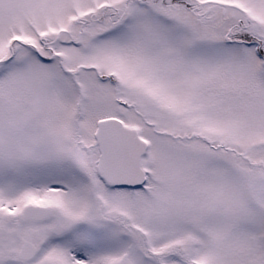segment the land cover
<instances>
[{
  "label": "snow or ice",
  "instance_id": "1",
  "mask_svg": "<svg viewBox=\"0 0 264 264\" xmlns=\"http://www.w3.org/2000/svg\"><path fill=\"white\" fill-rule=\"evenodd\" d=\"M0 264H264V0H0Z\"/></svg>",
  "mask_w": 264,
  "mask_h": 264
}]
</instances>
